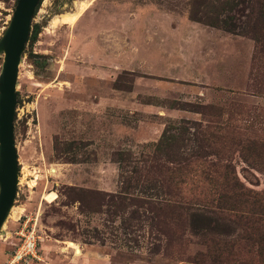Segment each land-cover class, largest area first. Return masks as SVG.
<instances>
[{
	"label": "rangeland",
	"instance_id": "374dc122",
	"mask_svg": "<svg viewBox=\"0 0 264 264\" xmlns=\"http://www.w3.org/2000/svg\"><path fill=\"white\" fill-rule=\"evenodd\" d=\"M224 1H40L0 264L31 227L38 256L18 264H264V52L252 1L220 12L233 32L204 22Z\"/></svg>",
	"mask_w": 264,
	"mask_h": 264
},
{
	"label": "water",
	"instance_id": "95a60500",
	"mask_svg": "<svg viewBox=\"0 0 264 264\" xmlns=\"http://www.w3.org/2000/svg\"><path fill=\"white\" fill-rule=\"evenodd\" d=\"M41 0H17L0 39V230L13 205L18 183V157L14 138L16 84L31 21Z\"/></svg>",
	"mask_w": 264,
	"mask_h": 264
},
{
	"label": "trees",
	"instance_id": "16d2710c",
	"mask_svg": "<svg viewBox=\"0 0 264 264\" xmlns=\"http://www.w3.org/2000/svg\"><path fill=\"white\" fill-rule=\"evenodd\" d=\"M17 1V0H15ZM236 0H225L223 6L220 3L217 10H215L216 16L214 19H204V22L214 27H221L227 31L233 32L234 28L232 24L227 25V22L223 19H220L219 15L222 11H230L233 8V5ZM240 3H244L245 0H238ZM248 2L252 1L254 5H251L252 11H254V19L249 25V32L253 39L256 41L259 51L264 52V0H247ZM193 19L203 20L195 16H191ZM75 160L72 159V162Z\"/></svg>",
	"mask_w": 264,
	"mask_h": 264
},
{
	"label": "built area",
	"instance_id": "2783aa9c",
	"mask_svg": "<svg viewBox=\"0 0 264 264\" xmlns=\"http://www.w3.org/2000/svg\"><path fill=\"white\" fill-rule=\"evenodd\" d=\"M39 236L33 227L19 231V242L17 243L8 264L28 262L37 258V243Z\"/></svg>",
	"mask_w": 264,
	"mask_h": 264
},
{
	"label": "crops",
	"instance_id": "0c3cea01",
	"mask_svg": "<svg viewBox=\"0 0 264 264\" xmlns=\"http://www.w3.org/2000/svg\"><path fill=\"white\" fill-rule=\"evenodd\" d=\"M110 100H113L114 102L116 101V98H110V97H106V96H102V97H99V103L98 104H104V105H107L108 103V101H110ZM138 108V107H137ZM139 109L140 110H143V111H149V110H151V111H154V110H156V108L154 107V106H152V105H149V104H146V106H142V107H139ZM133 110H136V109H133ZM140 124V123H139ZM139 124L137 125V128H139ZM126 128L128 129V130H130V131H132V132H134L133 131V127H131V126H126ZM108 169V168H107Z\"/></svg>",
	"mask_w": 264,
	"mask_h": 264
},
{
	"label": "bare ground",
	"instance_id": "6f19581e",
	"mask_svg": "<svg viewBox=\"0 0 264 264\" xmlns=\"http://www.w3.org/2000/svg\"><path fill=\"white\" fill-rule=\"evenodd\" d=\"M85 6H84V4H81V6H80V10H83V8H84ZM72 17H74L73 15H72ZM64 18V17H63ZM62 21H63V19H62ZM11 216V215H10ZM13 218V217H12Z\"/></svg>",
	"mask_w": 264,
	"mask_h": 264
}]
</instances>
